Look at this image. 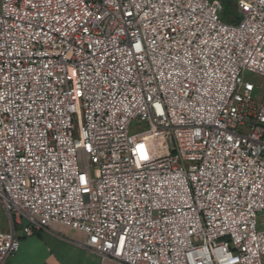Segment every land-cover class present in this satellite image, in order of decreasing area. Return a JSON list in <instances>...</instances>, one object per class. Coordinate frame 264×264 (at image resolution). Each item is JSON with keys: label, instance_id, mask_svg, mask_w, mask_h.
<instances>
[{"label": "built area", "instance_id": "2783aa9c", "mask_svg": "<svg viewBox=\"0 0 264 264\" xmlns=\"http://www.w3.org/2000/svg\"><path fill=\"white\" fill-rule=\"evenodd\" d=\"M234 3L0 0V264L53 225L117 264H264V0Z\"/></svg>", "mask_w": 264, "mask_h": 264}, {"label": "crops", "instance_id": "0c3cea01", "mask_svg": "<svg viewBox=\"0 0 264 264\" xmlns=\"http://www.w3.org/2000/svg\"><path fill=\"white\" fill-rule=\"evenodd\" d=\"M85 239L81 232L53 225L50 231L21 237L19 252L7 264H117L75 243Z\"/></svg>", "mask_w": 264, "mask_h": 264}, {"label": "rangeland", "instance_id": "374dc122", "mask_svg": "<svg viewBox=\"0 0 264 264\" xmlns=\"http://www.w3.org/2000/svg\"><path fill=\"white\" fill-rule=\"evenodd\" d=\"M232 7L235 9V3L233 0H231ZM246 79L248 81H251L256 87V91L254 93V99L256 103L258 104H264V78L255 75V74H246ZM147 128L145 123H142L139 119L135 120L132 124L130 132L132 134H136L139 132L144 131ZM10 228V223L4 212L0 209V230L6 231L9 230ZM263 262H264V257H263Z\"/></svg>", "mask_w": 264, "mask_h": 264}, {"label": "trees", "instance_id": "16d2710c", "mask_svg": "<svg viewBox=\"0 0 264 264\" xmlns=\"http://www.w3.org/2000/svg\"><path fill=\"white\" fill-rule=\"evenodd\" d=\"M221 1L224 5V12L222 14V18L227 22L233 21L232 20L233 18L237 20L235 15V9L232 7L231 0H221Z\"/></svg>", "mask_w": 264, "mask_h": 264}, {"label": "bare ground", "instance_id": "6f19581e", "mask_svg": "<svg viewBox=\"0 0 264 264\" xmlns=\"http://www.w3.org/2000/svg\"><path fill=\"white\" fill-rule=\"evenodd\" d=\"M154 153L156 154V152L154 151Z\"/></svg>", "mask_w": 264, "mask_h": 264}]
</instances>
